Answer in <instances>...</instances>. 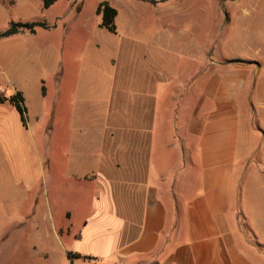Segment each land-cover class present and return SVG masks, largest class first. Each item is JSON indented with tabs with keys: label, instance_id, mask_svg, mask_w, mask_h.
<instances>
[{
	"label": "crops",
	"instance_id": "crops-1",
	"mask_svg": "<svg viewBox=\"0 0 264 264\" xmlns=\"http://www.w3.org/2000/svg\"><path fill=\"white\" fill-rule=\"evenodd\" d=\"M206 48L188 36H125L96 71L54 52V229L72 241L70 264H264L239 230L241 207L245 221L255 201L233 187L236 160L253 153L245 134L259 139L252 124L264 123V78L252 65L207 70ZM24 77L0 74V94L20 92L26 108L23 126L0 104V179L9 183L0 198L6 190L4 202L15 204L37 184L49 207L50 163L31 143L26 106L31 81L40 105L46 87L41 74L20 85ZM247 80L255 102L248 94L238 110L219 100L225 85ZM238 172L243 179L245 166Z\"/></svg>",
	"mask_w": 264,
	"mask_h": 264
},
{
	"label": "rangeland",
	"instance_id": "rangeland-1",
	"mask_svg": "<svg viewBox=\"0 0 264 264\" xmlns=\"http://www.w3.org/2000/svg\"><path fill=\"white\" fill-rule=\"evenodd\" d=\"M102 2L117 11L114 34L100 27L101 17L96 9ZM33 22L54 25V28L38 29L30 37L20 32L17 36L1 38L0 74H5L6 69L24 73L26 77L24 83L18 81L20 85H27L35 74H41L45 83L43 106L34 96L33 81L26 106L31 143L50 163L46 183L49 207L37 184L26 199L20 198L15 204L4 202L7 196L4 190V198H0L3 200L0 201V264H70L65 251L70 250L72 241L60 239L54 229L60 223L59 214L53 209L52 165L58 134L53 110L54 52L63 53L65 60L77 59L78 68L83 61L92 63L90 67L96 71L101 58L113 50L121 37L146 40L157 33L173 39L188 36L206 43L207 70L213 65L223 66L224 62L227 66L252 65L257 77L264 78V0H170L156 7L139 0H58L48 9L43 8L41 0H0V34L13 24ZM97 44L102 53L91 47ZM210 45H216L215 52ZM250 82L234 81L232 86L225 85L219 100L235 101L240 105L238 110L242 109L248 94L255 102L249 90ZM10 94L11 90L5 93L6 96ZM253 110L255 119L261 111L256 107ZM252 128L259 139H254L251 131L245 134L253 153L236 160L233 187L236 194H246L255 201L248 204V215L243 212L245 221L240 215L244 210L241 207L239 230L255 254H264V123L254 122ZM240 133L238 130V136ZM57 141L60 142V136ZM238 166H245L243 179ZM0 183L8 188L7 178L0 179ZM77 224L78 220H73L72 227Z\"/></svg>",
	"mask_w": 264,
	"mask_h": 264
},
{
	"label": "trees",
	"instance_id": "trees-1",
	"mask_svg": "<svg viewBox=\"0 0 264 264\" xmlns=\"http://www.w3.org/2000/svg\"><path fill=\"white\" fill-rule=\"evenodd\" d=\"M44 9L50 8L58 0H41ZM146 3H152L151 0H139ZM96 14L101 17L100 27L106 29L110 33L116 32L115 18L117 12L114 8L110 7L106 2H102L98 5L96 9ZM54 26H48L45 23H24V24H13L6 32L0 34L1 38L10 37L16 35L20 32H29L34 34L37 29L49 30ZM0 104H8L12 106L20 116V120L23 126H26V108L24 105V100L20 92H15L10 96L0 94ZM71 259V256H68Z\"/></svg>",
	"mask_w": 264,
	"mask_h": 264
},
{
	"label": "built area",
	"instance_id": "built-area-1",
	"mask_svg": "<svg viewBox=\"0 0 264 264\" xmlns=\"http://www.w3.org/2000/svg\"><path fill=\"white\" fill-rule=\"evenodd\" d=\"M87 263H88V264H94V261H93L92 259H88V260H87Z\"/></svg>",
	"mask_w": 264,
	"mask_h": 264
}]
</instances>
